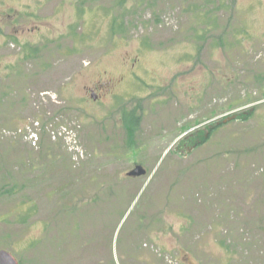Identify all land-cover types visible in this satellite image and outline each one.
Wrapping results in <instances>:
<instances>
[{"label": "rangeland", "instance_id": "374dc122", "mask_svg": "<svg viewBox=\"0 0 264 264\" xmlns=\"http://www.w3.org/2000/svg\"><path fill=\"white\" fill-rule=\"evenodd\" d=\"M2 250L264 264V0H0Z\"/></svg>", "mask_w": 264, "mask_h": 264}, {"label": "flooded vegetation", "instance_id": "af4514ba", "mask_svg": "<svg viewBox=\"0 0 264 264\" xmlns=\"http://www.w3.org/2000/svg\"><path fill=\"white\" fill-rule=\"evenodd\" d=\"M100 89V88H99ZM91 93H92V97L96 100V101H98L99 99H100V95L99 94H97V90L96 89H91ZM138 107V106H137ZM138 110H131V111H128V110H125V112H124V114H123V120H125V122H126V124H127V126H129V127H127V129H129V131L133 134V133H136V131H137V128H138V124H139V119L138 120H132L131 118H132V116H134V114L135 115H137L136 113H137V111H139V110H141V111H143V109L144 108H137ZM209 136L207 135V138H208ZM137 167H139V166H137ZM136 167V168H137ZM135 168V169H136ZM134 169V170H135ZM133 170V171H134ZM132 171V172H133ZM132 172H130V173H128V176L129 177H132V176H130V174L132 173ZM132 178H137V177H132Z\"/></svg>", "mask_w": 264, "mask_h": 264}, {"label": "water", "instance_id": "95a60500", "mask_svg": "<svg viewBox=\"0 0 264 264\" xmlns=\"http://www.w3.org/2000/svg\"><path fill=\"white\" fill-rule=\"evenodd\" d=\"M146 174V170L143 167H137L130 176L132 177H140ZM0 264H20L19 261L15 258L13 254L6 250L0 251Z\"/></svg>", "mask_w": 264, "mask_h": 264}, {"label": "trees", "instance_id": "16d2710c", "mask_svg": "<svg viewBox=\"0 0 264 264\" xmlns=\"http://www.w3.org/2000/svg\"><path fill=\"white\" fill-rule=\"evenodd\" d=\"M216 127H218V126H216ZM216 129V128H215ZM211 133V132H210ZM201 139L203 140V142L205 143V142H207V139H206V137H201Z\"/></svg>", "mask_w": 264, "mask_h": 264}]
</instances>
